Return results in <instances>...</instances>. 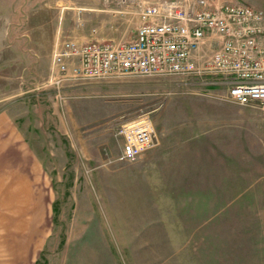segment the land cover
Returning a JSON list of instances; mask_svg holds the SVG:
<instances>
[{
  "label": "rangeland",
  "instance_id": "obj_1",
  "mask_svg": "<svg viewBox=\"0 0 264 264\" xmlns=\"http://www.w3.org/2000/svg\"><path fill=\"white\" fill-rule=\"evenodd\" d=\"M44 2L46 31L53 19L60 22L54 39L50 33L55 40L52 59L55 48L69 37L132 40L142 19L122 21L140 4H148L141 0ZM19 71L13 85L20 95L8 109L29 141L30 154L0 153V264L263 262L264 252L251 249L247 242L253 236L239 233L237 220L205 222V228H199L204 220L167 219L159 217L164 212H150L149 204L139 203L150 199V188L141 187L134 178L133 165L139 158L118 159L123 144L118 129L123 121L159 109L166 98L188 100L196 98L188 94L200 93L219 97L223 89L202 91L180 77L125 76L91 82L104 87L67 99L65 93L61 97L53 91L51 71H36L28 84L17 75ZM22 85H38L32 91L36 95L17 90ZM8 88L7 82L0 81V98L10 92ZM246 106L264 111L262 106ZM5 109L0 105V112Z\"/></svg>",
  "mask_w": 264,
  "mask_h": 264
},
{
  "label": "crops",
  "instance_id": "obj_2",
  "mask_svg": "<svg viewBox=\"0 0 264 264\" xmlns=\"http://www.w3.org/2000/svg\"><path fill=\"white\" fill-rule=\"evenodd\" d=\"M141 1L148 4L140 5L202 7L198 0ZM207 1L212 6L243 3L264 13V0ZM45 6L44 0H0V81L7 82L6 91H10L0 98V105L6 107L0 112V139L4 141L0 153L7 156L30 154L29 141L8 109L16 105L15 97L20 95L15 92L13 76L20 69L17 75H22L28 84L36 71L50 72L52 68L55 40L50 33H54V39L60 22L53 19L49 33L46 31L42 22ZM138 10L122 22H141ZM22 86L17 90L33 93L38 88ZM102 87L103 84L87 83L61 89L54 86L53 91L61 97L65 93V98L70 99ZM188 95L196 98H166L154 114L156 143L133 165L136 182L150 188V199L142 198L139 203L149 204L150 212H164L159 217L204 220L199 228H205V222L237 220L239 233L253 236L247 242L251 249L264 252V111L206 94ZM53 101L56 106L57 101ZM19 142L21 146L15 145ZM82 245L91 250L94 247ZM103 247L112 249L110 244Z\"/></svg>",
  "mask_w": 264,
  "mask_h": 264
},
{
  "label": "built area",
  "instance_id": "obj_3",
  "mask_svg": "<svg viewBox=\"0 0 264 264\" xmlns=\"http://www.w3.org/2000/svg\"><path fill=\"white\" fill-rule=\"evenodd\" d=\"M140 5L132 40L69 37L55 48L50 83L68 85L125 76L180 77L220 98L264 108V13L247 4ZM207 92V93H208ZM205 94V93H203ZM153 110L123 121L118 159L137 160L156 143Z\"/></svg>",
  "mask_w": 264,
  "mask_h": 264
}]
</instances>
